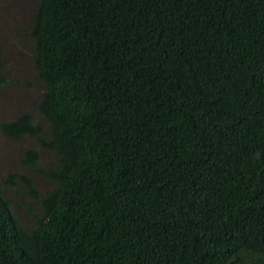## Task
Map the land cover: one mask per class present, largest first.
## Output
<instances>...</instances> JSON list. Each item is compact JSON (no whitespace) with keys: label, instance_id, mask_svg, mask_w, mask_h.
Masks as SVG:
<instances>
[{"label":"trees","instance_id":"16d2710c","mask_svg":"<svg viewBox=\"0 0 264 264\" xmlns=\"http://www.w3.org/2000/svg\"><path fill=\"white\" fill-rule=\"evenodd\" d=\"M23 28L0 264H264V0H35Z\"/></svg>","mask_w":264,"mask_h":264},{"label":"rangeland","instance_id":"374dc122","mask_svg":"<svg viewBox=\"0 0 264 264\" xmlns=\"http://www.w3.org/2000/svg\"><path fill=\"white\" fill-rule=\"evenodd\" d=\"M35 0H0V53L8 55L3 59V71L8 80L30 79L32 73L31 67L27 64L26 58H21L18 54L16 45H12L13 38H16L17 32L27 26L31 17V11L34 8ZM24 54L25 49L21 50ZM25 95L20 93L14 86L0 88V126L3 122L13 118L12 113L21 106L20 102ZM17 106V107H16ZM1 130V129H0ZM1 132V131H0ZM0 133V178L6 177L11 172H21L20 156L17 151L20 147L30 145L28 140H20L10 143V140L1 136ZM41 164L46 166L51 156L48 153L41 154ZM38 188L45 186L44 180L37 174L35 175ZM7 196L12 199L11 193ZM25 214L19 210L18 215ZM20 215V216H21Z\"/></svg>","mask_w":264,"mask_h":264}]
</instances>
